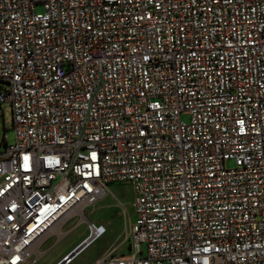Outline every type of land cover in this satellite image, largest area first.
Listing matches in <instances>:
<instances>
[{"label": "built area", "instance_id": "1", "mask_svg": "<svg viewBox=\"0 0 264 264\" xmlns=\"http://www.w3.org/2000/svg\"><path fill=\"white\" fill-rule=\"evenodd\" d=\"M0 81V264L88 223L72 264L114 183L131 252L94 264H264V0H0Z\"/></svg>", "mask_w": 264, "mask_h": 264}, {"label": "rangeland", "instance_id": "2", "mask_svg": "<svg viewBox=\"0 0 264 264\" xmlns=\"http://www.w3.org/2000/svg\"><path fill=\"white\" fill-rule=\"evenodd\" d=\"M41 12L42 7H37ZM0 81V89L5 87ZM182 120L189 121L187 115ZM15 133L13 130L11 108L7 103L0 104V145L14 143ZM228 166H233L232 162ZM134 189L130 183H114L110 185V192L102 198L94 207L88 209V220L103 229L102 236L90 247L75 257L72 264H94L100 257L107 254L128 255L131 252L128 236L133 215ZM74 221L64 230L74 225ZM90 232L88 223L75 226L61 239H53L44 247V255L30 258L27 264H57L67 252L76 247L85 239ZM66 253V254H65Z\"/></svg>", "mask_w": 264, "mask_h": 264}, {"label": "bare ground", "instance_id": "3", "mask_svg": "<svg viewBox=\"0 0 264 264\" xmlns=\"http://www.w3.org/2000/svg\"><path fill=\"white\" fill-rule=\"evenodd\" d=\"M63 223H64V222H60V223H58V224L55 226V228H54V230H53L54 234H61V229H62V225H63Z\"/></svg>", "mask_w": 264, "mask_h": 264}, {"label": "crops", "instance_id": "4", "mask_svg": "<svg viewBox=\"0 0 264 264\" xmlns=\"http://www.w3.org/2000/svg\"><path fill=\"white\" fill-rule=\"evenodd\" d=\"M71 250H72V249H71ZM71 250H70V251H71ZM70 251H69V252H70ZM67 253H68V252H67ZM65 254H66V253H65ZM62 258H63V257H62ZM62 258H61V259H62Z\"/></svg>", "mask_w": 264, "mask_h": 264}]
</instances>
